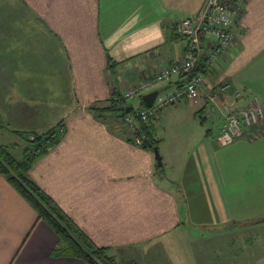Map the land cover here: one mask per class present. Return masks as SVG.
<instances>
[{
  "label": "crops",
  "instance_id": "1",
  "mask_svg": "<svg viewBox=\"0 0 264 264\" xmlns=\"http://www.w3.org/2000/svg\"><path fill=\"white\" fill-rule=\"evenodd\" d=\"M22 1L42 24L45 38L60 44L77 101L63 118L66 134L61 142L31 169L38 184L95 243L112 247L116 257L122 253L135 259L141 252L144 264H234L235 259L264 264V255L255 262L243 258L245 251L239 256L233 251L237 239L240 247H250L243 236L234 239L236 228L264 226V216L253 218L240 208L264 189V125L222 146L219 133L214 136L198 121L200 129L193 127L206 106L190 100L168 106L149 122L154 137L155 122L179 112L187 115L191 123L186 122V134H192L175 149H162L159 143L162 165L170 169L166 173L153 148L128 140L117 115L96 117L88 110L106 106L114 95L182 59L188 39L177 34L176 24L200 11L206 0ZM240 6L243 13L232 26V46L207 65L214 42L209 38L197 72L205 76L207 91L217 92L228 83V98L240 92L234 107L254 102L264 106V0H242ZM185 80L175 76L151 91L171 92ZM37 88L27 98L16 92L7 95L4 118L27 120L31 114L52 112L58 106L54 93L41 82ZM141 98L134 99L137 105L133 99L124 105L141 108ZM228 146L242 152L244 159L228 162V177L218 168L214 174L215 158ZM204 231L210 234L203 236ZM58 244V235L38 220L0 173V264H85L74 257L52 256Z\"/></svg>",
  "mask_w": 264,
  "mask_h": 264
},
{
  "label": "rangeland",
  "instance_id": "2",
  "mask_svg": "<svg viewBox=\"0 0 264 264\" xmlns=\"http://www.w3.org/2000/svg\"><path fill=\"white\" fill-rule=\"evenodd\" d=\"M15 76L18 77L19 82H15ZM40 82L51 89L58 106L43 117L42 114L40 117L31 114L30 117L26 118L27 120L16 117L15 119L11 118L12 121H7L4 118L5 113L3 110L4 105L7 103L5 102L7 95L16 92L27 98L26 96L29 94L39 91L37 87ZM228 99L232 104L236 101L233 95ZM132 103L137 105L138 101L132 100ZM76 104L70 72L60 44L55 38H45L42 33V24L22 0H0V144L6 147L16 158L21 159L24 149L28 144L33 143H29L20 132L33 127L36 130L35 132L43 134L62 121ZM206 107L203 113L197 115L193 127L199 128L198 123H202V129H211L214 136H216L221 126L219 118L210 112V105ZM179 113L172 116V118L165 114V119L155 122L157 140L162 149L164 147L171 150L172 146L175 149V144H185L186 138L192 134V130L186 134V127H189L186 122L191 123L187 121V115ZM209 113L211 114L208 115ZM6 114L9 113L6 112ZM193 130L199 133V130ZM201 139L203 140L205 137ZM158 148L160 149L159 145ZM221 152L215 158L216 163L213 171L215 174V168H218L220 175L228 177V173H226L228 162L243 160L244 157H241L242 152H237L231 146L222 149ZM160 169L166 173L170 170L167 165H162ZM200 169L204 170L203 165H200ZM254 194L257 195L256 198L250 196L243 201L240 208L245 214L247 211L249 214H253V218L264 216V189L261 188L258 193L255 192ZM209 234L207 231L203 232V236ZM233 234H235L234 239L243 236L250 243L249 248L246 246L240 247L238 244L239 239H237L235 249H233V251H236V255L239 251H245L246 255L243 258L247 259L249 257L255 259V262L260 256L264 255V226L249 225L239 230L236 228ZM142 255L143 253L140 252V255L135 258L139 264H144L146 261L143 259L144 255ZM117 257L122 264H127L130 260L127 255L125 256L122 253H117ZM234 264H243V261L242 259H235Z\"/></svg>",
  "mask_w": 264,
  "mask_h": 264
},
{
  "label": "built area",
  "instance_id": "3",
  "mask_svg": "<svg viewBox=\"0 0 264 264\" xmlns=\"http://www.w3.org/2000/svg\"><path fill=\"white\" fill-rule=\"evenodd\" d=\"M242 0H206L200 11L183 18L176 24V32L181 37L188 39V48L182 59L170 66H165L151 77L135 85L129 86L123 92L114 95L117 104L121 105L128 100L143 97L155 86L171 80L175 76L186 78L184 83L171 92L159 90L151 106L141 108L140 118L132 113H125L122 120L127 127L131 141L142 146L145 141L139 120L148 122L161 116L164 110L181 101L190 100L195 104L210 105L211 113L219 115L222 119L218 142L226 146L237 138L242 137L247 130L261 128L264 125V106L254 102L245 107H234L227 95L230 85L223 83L219 91H207L205 76L194 73L199 65L209 38H213L205 62L213 65L232 46L235 35L232 26L241 18L243 8ZM210 42V41H209ZM240 92L233 93L238 98Z\"/></svg>",
  "mask_w": 264,
  "mask_h": 264
},
{
  "label": "trees",
  "instance_id": "4",
  "mask_svg": "<svg viewBox=\"0 0 264 264\" xmlns=\"http://www.w3.org/2000/svg\"><path fill=\"white\" fill-rule=\"evenodd\" d=\"M199 66L194 69V73H197V70L203 64ZM140 103L141 108L147 106L143 97ZM141 108H134L130 105L129 113L139 119ZM88 110L94 113L96 117H100L105 113L117 115L124 131L127 132V127L122 120V116L126 113V106L124 103H121V105L117 104L114 97H111L106 106L92 105ZM149 122L139 120L146 137L142 146L152 148L148 145L147 140L155 146H158L159 143L150 130L152 125ZM20 134L24 135L27 141L33 144H28L21 159L16 158L6 147L0 144V173L35 210L38 220H43L58 235L59 244L52 250L51 255L78 258L85 264H122L116 255L111 253L112 247L95 243L59 203L31 176L30 172L34 164L58 145L65 136L66 129L63 120L43 134L35 131H21ZM127 138L131 141L128 135ZM127 264L139 263L135 259H130Z\"/></svg>",
  "mask_w": 264,
  "mask_h": 264
},
{
  "label": "water",
  "instance_id": "5",
  "mask_svg": "<svg viewBox=\"0 0 264 264\" xmlns=\"http://www.w3.org/2000/svg\"><path fill=\"white\" fill-rule=\"evenodd\" d=\"M157 94H158V91L157 90H154V91H151V92L146 93L145 95H143V100H144L145 104L147 106H151L153 104V102H154ZM129 108H130V106L127 105L126 106V113L129 112ZM147 143L154 150V153H155V157H156L158 166H162L163 159H162V156H161V153L159 151L158 146L153 145L149 140H147Z\"/></svg>",
  "mask_w": 264,
  "mask_h": 264
}]
</instances>
